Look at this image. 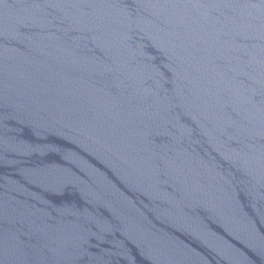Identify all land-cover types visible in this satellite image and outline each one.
<instances>
[{"label":"water","instance_id":"1","mask_svg":"<svg viewBox=\"0 0 264 264\" xmlns=\"http://www.w3.org/2000/svg\"><path fill=\"white\" fill-rule=\"evenodd\" d=\"M0 264H264V0H0Z\"/></svg>","mask_w":264,"mask_h":264}]
</instances>
